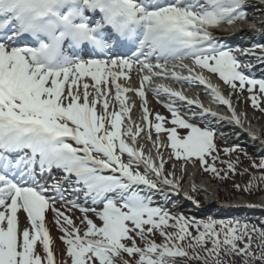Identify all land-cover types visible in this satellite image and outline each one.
<instances>
[{
  "label": "snow or ice",
  "instance_id": "1",
  "mask_svg": "<svg viewBox=\"0 0 264 264\" xmlns=\"http://www.w3.org/2000/svg\"><path fill=\"white\" fill-rule=\"evenodd\" d=\"M249 12L264 16V0H0V264H264V220L198 219L155 199L179 193L189 164L225 180L241 155L260 176L233 187L264 191V158L219 147L208 120L242 127L212 75L264 111L246 63L264 62V44L213 34ZM159 80L202 85L231 116ZM149 91L170 117L149 109Z\"/></svg>",
  "mask_w": 264,
  "mask_h": 264
},
{
  "label": "rangeland",
  "instance_id": "2",
  "mask_svg": "<svg viewBox=\"0 0 264 264\" xmlns=\"http://www.w3.org/2000/svg\"><path fill=\"white\" fill-rule=\"evenodd\" d=\"M237 95V94H236ZM249 97V94H248V92L245 90L244 92H243V94H241L240 96H239V103L238 104H242V105H244V110H246L247 108H249V115H250V117H254L255 119H258V120H260V122H259V124L262 126V127H264V111H261L260 109H258V108H254L253 106H252V102H251V100L248 98ZM260 108H264V98H262L261 99V101H260ZM253 110H255V111H253ZM158 111L160 112V114H161V111H160V109H158ZM222 141V140H221ZM225 141H227V142H229L228 144H223V143H221L220 141H218V145H219V147H221V148H224V147H227V146H230L231 144H232V141H230V140H228V139H226ZM244 141L243 140H240V141H238L237 143H235V144H233V145H239L243 150H245L247 153H248V155H250L249 153H251V155L253 154L252 152H254V150H255V148H250L248 145H245L244 143H243ZM243 146H245V147H243ZM250 151H252V152H250ZM243 156V155H242ZM244 157V156H243ZM228 157H224V159H227ZM244 162H245V164H247V162H250L249 160H246V159H244L243 160ZM175 161L173 160V162H170L168 165H167V170H171V168H172V164L174 163ZM176 163V162H175ZM181 166V163L180 162H177L176 163V166ZM217 167H221L219 164L217 165ZM177 169H179V170H177V177L179 178V172H180V167L178 168L177 167ZM187 169H189V168H187ZM196 169H198V168H195V170ZM179 171V172H178ZM238 173H241L240 171H238ZM238 175H240V174H238ZM188 177V180L190 179V176H189V173H188V175H187ZM197 181V183H198V180H196ZM206 181V180H205ZM204 182V181H203ZM238 177H237V175H234V174H229V177L226 179V181H225V185H226V188H221L222 190H223V195H225V198L227 199L225 202H228L229 200L228 199H231V200H233V199H235V200H237L238 198H241L242 196V199H244V200H246L247 198H248V195H233L232 193L233 192H235L236 194L237 193H240V192H238V191H240V190H238V189H236L235 187H233V185L234 184H238ZM241 183V182H240ZM187 185H188V182L187 181H185V183H184V187H185V189L187 188ZM211 188H212V194H213V196H217V191H218V189H219V186H218V184H211V186H210ZM197 188H199V187H197ZM220 190V189H219ZM236 190V191H235ZM201 191V190H200ZM232 191V192H231ZM201 193L202 194H204L205 195V198H204V200H206V201H208L209 200V194H206L207 192H204V191H201ZM172 198V197H171ZM250 199H252L253 201H261L262 199H264L263 197L261 198V197H259V196H255V197H250ZM167 200H168V198H167ZM160 203H164V201H161ZM254 203H256V202H254ZM257 204V203H256ZM180 207V211L181 212H183V210H184V207H182V206H179ZM175 208H177V206H175L174 207V209ZM216 211H217V209H216ZM229 211H233V209L232 210H229ZM58 248H62L63 247V245L61 244V243H59L58 245ZM59 254V253H58ZM63 258V256H62V254H60V259H62Z\"/></svg>",
  "mask_w": 264,
  "mask_h": 264
},
{
  "label": "trees",
  "instance_id": "3",
  "mask_svg": "<svg viewBox=\"0 0 264 264\" xmlns=\"http://www.w3.org/2000/svg\"><path fill=\"white\" fill-rule=\"evenodd\" d=\"M250 157H253V156H250ZM233 159H235V156H233ZM240 159H241L242 163L240 165H238V167H237V174H234V175H237L238 181H239L238 184L241 185V188H243V186L246 185V184H248L249 181H250V179H251V175H249V173L254 174L256 177H259L260 176V172L257 171L256 169L251 168L250 167V162H247V164H245V162L243 160L244 159L249 160L247 157H245V156L243 157L241 155L240 156ZM254 159H256L257 161L259 160L257 158H254ZM244 169H248V173H245L243 175H241V174L238 175L239 174L238 171L243 172ZM211 176H212V174H211ZM214 179L220 181L223 184H225V181H226V179L225 180H220V179H217L215 177H214ZM257 182L259 183L260 188L261 189H264V180H258ZM238 192L243 193V194H248L247 192H244L242 190H240ZM261 192H264V191L253 192V194H258V193H261ZM184 215L189 216V217H195V216L190 215V214H184ZM195 218L204 219V220L211 219V218L223 219V220L247 219V220H250L252 222H256V221H259V220H264V216L252 217L250 215H237L235 217L225 218V217H222V216H215L213 214H207V215H205L203 217H195Z\"/></svg>",
  "mask_w": 264,
  "mask_h": 264
},
{
  "label": "bare ground",
  "instance_id": "4",
  "mask_svg": "<svg viewBox=\"0 0 264 264\" xmlns=\"http://www.w3.org/2000/svg\"><path fill=\"white\" fill-rule=\"evenodd\" d=\"M256 17H260L261 19L263 18V16H261L260 14H259V12H257V14H256ZM213 77V76H212ZM216 81H217V79L216 78H214ZM218 82V81H217ZM193 89H195V90H197L198 89V87L197 86H195V85H193V87H192ZM221 89V91H222V94L223 95H225V91L222 89V88H220ZM230 93H228V95H229ZM204 96V95H203ZM233 96V95H232ZM191 99H193V100H197L198 98H197V96H195V95H193V96H189ZM206 97V96H205ZM225 97L226 98H229V96H226L225 95ZM230 98L233 100V97H231L230 96ZM202 103V102H201ZM203 103H205L206 104V101H203ZM235 103H236V101L235 100H233V102H232V107L235 109V111L236 112H238L237 110H238V106H235ZM138 104H139V102H138ZM239 106H240V109L242 110V109H244V105H242V104H239ZM211 107H213V111L214 112H221L222 111V109H228L226 106H220L219 104H218V102H216L215 100H214V102H213V104H211ZM134 112H135V108H134V110H133ZM228 113H230L229 111H228ZM139 114V112H137L136 111V114H135V120H137L138 122H139V119H140V115H138ZM230 115H231V113H230ZM258 120V119H257ZM258 121H260V120H258ZM264 128V127H263ZM143 143V142H142ZM162 151H164V153H165V155L168 153V149H162ZM145 153H146V155L148 154L147 153V149L145 150ZM155 153H154V150H153V155H154ZM187 168H189L190 170V173H195V169L189 164L188 166H187ZM206 182H208L207 180H206ZM206 189V188H205ZM206 194H208V193H206ZM236 201V200H235ZM232 204V203H231ZM238 204H242V201H241V198H239L238 199V201H236V202H234V204L233 205H235V206H237ZM50 229H51V234L53 235V237H55L56 236V233H55V231L53 230V228H51L50 227ZM52 230H53V232H52Z\"/></svg>",
  "mask_w": 264,
  "mask_h": 264
}]
</instances>
